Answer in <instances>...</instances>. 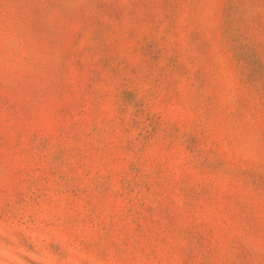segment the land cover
Returning a JSON list of instances; mask_svg holds the SVG:
<instances>
[{"label": "rangeland", "instance_id": "374dc122", "mask_svg": "<svg viewBox=\"0 0 264 264\" xmlns=\"http://www.w3.org/2000/svg\"><path fill=\"white\" fill-rule=\"evenodd\" d=\"M0 264H264V0H0Z\"/></svg>", "mask_w": 264, "mask_h": 264}]
</instances>
